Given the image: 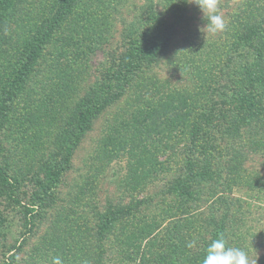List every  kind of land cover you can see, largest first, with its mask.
Instances as JSON below:
<instances>
[{"label": "rangeland", "instance_id": "1", "mask_svg": "<svg viewBox=\"0 0 264 264\" xmlns=\"http://www.w3.org/2000/svg\"><path fill=\"white\" fill-rule=\"evenodd\" d=\"M21 2L15 13L16 21L5 32L8 43L0 48L2 74L10 70L17 52H21L32 33L51 23L60 0ZM175 9L182 12L184 20L175 27L163 53L132 74L119 70L115 60L131 51L134 32L150 28L152 14L171 22ZM219 12L226 28L213 35L204 30L206 20L200 9L188 0H76L44 48L33 74L15 95L9 112L0 117V166L21 186L17 194L20 204L4 201L0 193V210L5 217L0 227V264L9 256L13 264H52L57 256L63 264H98L102 250V264H138L125 262L118 252L121 239L131 230L136 227L155 230L154 234L163 236L181 218L199 214L206 218L213 210L205 205L208 199L204 197L220 192L224 198H236L226 201L231 205L230 208L228 205L229 246L245 250L253 264H264L263 115L252 107L248 126L235 138L232 134L222 135L223 126L216 123L222 111V116L238 115L235 108L231 112L232 104L236 105L232 87L240 85L242 70L253 64L255 57L253 47L246 43L242 60L235 39L239 36L237 32L241 33L246 26L249 30L253 25L261 28L264 0H220ZM106 76L118 84L115 91L120 95L92 120L73 147L52 194L42 199L44 205L28 213V206L41 203L34 198L41 188L40 182L44 183L41 168L54 157V139L72 117L78 101ZM245 78L243 75V89L252 92L253 99L263 105L264 95L260 90L249 89ZM151 80L152 87L148 86ZM157 82L165 91L167 87L183 91L179 97L195 101L199 116L192 120L190 128L195 124L206 133H214L220 164L227 165L233 153H237V158L232 159L240 160L241 167L229 177L238 176L241 186L228 192L226 188L204 184L199 201L192 203L168 193V182L179 174L184 163V151L178 150L176 166L159 173L152 183L143 186L141 181V190L133 192L126 188L133 159L128 146L118 149L130 120L137 112L144 113L151 107L148 105L151 101L145 102L144 86L154 88ZM189 93H192L190 97ZM191 114V118L196 116L195 111ZM186 131L187 128L180 129L175 139L180 143L179 149L191 144ZM165 157L157 155L156 160L163 161ZM141 199L150 204L144 211L147 218L130 222L128 228L118 227L119 231L117 228L99 241L94 232L100 212L109 204L125 206ZM173 204L183 207V212L175 211L167 217L165 211H157L159 205L164 208ZM214 208H219L216 215L221 217L219 201H215ZM25 215L31 218V227L26 228ZM203 227V240H207L205 222ZM137 242L144 248L148 238Z\"/></svg>", "mask_w": 264, "mask_h": 264}, {"label": "trees", "instance_id": "2", "mask_svg": "<svg viewBox=\"0 0 264 264\" xmlns=\"http://www.w3.org/2000/svg\"><path fill=\"white\" fill-rule=\"evenodd\" d=\"M21 1L0 0V48L8 43L5 32L9 28V24L16 21L14 19L15 13L17 7L22 3ZM75 2L76 0H60L56 15L51 23L46 27L36 29L21 52H17L10 70L3 72V74L0 73V117L3 118L7 111L9 112V107L12 105L15 95L33 74L34 67L44 48L71 12ZM152 15L150 17V28L141 30L138 33L134 32V39L131 40L133 42L131 51L115 60L118 69L123 70L126 74H132L135 69H140L144 64H151L158 55L163 53L174 35L175 27L184 20V16L182 12H179V9L174 10L171 22H167L166 19L154 14ZM261 22V28L259 25H253L252 29L249 30L246 26V29H241V33L237 32L239 36L235 40L236 45H240L242 60L244 58L243 45L246 46V43L249 47H253L255 58L253 64L247 66L244 71L242 70L241 83H238L240 85L232 87L236 105L232 104L231 112L235 108L240 117L236 115L233 118L229 114L222 116L223 111L217 116L216 123L219 122L223 126L222 135L225 136L232 134L231 136L235 138V135L243 127L248 126L247 122L251 118L249 113L252 107L258 110V113L262 114V119H264V104L261 105L258 100L253 99L252 92L243 89V75H246L245 79L249 83V89L260 90L264 95V16ZM73 31L76 30L73 29ZM243 36L245 39H243ZM152 81L148 83V86L152 87ZM157 84L158 86L154 88L144 86V95L147 96L145 102L151 101L148 104L151 107L143 111L144 113L142 111L137 112L134 118L130 120L127 125L128 128L126 127L129 130L125 131L123 142L118 149L121 151L128 146L127 151L133 159L129 168L131 173L126 179L128 181L126 182V188L133 192L137 191L138 188L141 190L143 186L157 179L159 173L176 166L178 164L176 159L178 150L184 151V163L178 171L179 174L168 182V193L176 194L178 198H182L185 202L192 203L199 201L204 184L209 183L222 189L226 188L228 192L241 186L238 176L236 178L235 176L229 177L238 173L241 167L240 160L233 162L234 159H232V157L237 158V153H233L227 165L220 164L218 161L221 157L220 154L216 155L218 153V142H215L214 133L211 131L206 133L204 129L196 128L195 124L192 125V129L190 128L189 125H191L192 120H196L199 116L197 114L198 110H196L198 105L194 104L195 101L186 96L179 97V94L183 91L168 87L165 91L161 83L157 82ZM117 87L119 88L118 84H113L112 78L106 76V79L90 88L78 101L72 117L65 122L64 127L54 139V157L41 168L44 183L40 182L41 188L37 190V197L34 198L35 200L39 199L41 203L37 206H31V208L28 206V213H33L35 208L43 206L45 200L42 199H47L52 194L61 172L68 165L73 147L77 145L92 120L120 95V92L115 91ZM191 94L189 93L187 96L190 97ZM157 100L162 101L163 104L158 103ZM257 102L259 103L258 107L256 106ZM222 105L224 104L222 103ZM193 111L196 112V116L191 118ZM252 114H256V112ZM0 127L2 126L0 125ZM184 128L188 129L186 131L187 137L192 140L189 147L179 149L180 143L176 142L175 139L179 136L180 129ZM157 155L166 157L163 161H157ZM231 162L234 164L230 166ZM141 181H144L143 186L140 184ZM20 187V182L11 179L0 166V193L4 196V201L20 204L17 195ZM220 194L222 192L204 197L208 199L204 202L205 205L207 207L210 205L209 208L211 209L209 210H213L206 215V218L200 214L192 218H181L177 220V225L172 226V229L163 236H158L157 233L154 234L155 230L153 232L152 230H140L137 227L136 230L134 228L127 234L126 238H122L120 241L122 246L118 249V252L121 259L127 263L137 261L138 264H202L205 249L213 240L223 237L229 246L227 228L230 211L228 210L229 204L226 201L235 200L236 198H233V196H231L232 198H224ZM215 201H219L222 206L220 210L221 217H217L218 214L216 215L219 208H214ZM149 205L147 200L144 199L135 200L125 206L109 204L105 210L100 212L99 224L94 232L95 235L97 234L99 241H101L117 231L118 227L128 228L130 222L137 219H146L148 214L146 215L144 211ZM159 206L156 207L157 211H165L167 217L175 211L176 213H182V210H184L183 207L175 204L164 208H159ZM4 219L5 217L0 210V227L4 223ZM204 222L206 229H208L207 240H203L202 235ZM24 223L26 228L31 227V218L25 215ZM139 235L141 236L138 238ZM238 235L239 233H237ZM145 238H148V244L141 248V243L137 241L142 242ZM111 240H113L112 237ZM193 241H195V246L188 247V244ZM103 255L102 250V258L99 256L98 264H102ZM13 263L10 256L4 262V264Z\"/></svg>", "mask_w": 264, "mask_h": 264}, {"label": "clouds", "instance_id": "3", "mask_svg": "<svg viewBox=\"0 0 264 264\" xmlns=\"http://www.w3.org/2000/svg\"><path fill=\"white\" fill-rule=\"evenodd\" d=\"M195 4L203 14L206 25L204 30L207 33L216 34L226 28V21L219 12L220 0H188ZM195 241L190 242L188 247H194ZM52 264H63L60 257H54ZM202 264H253L247 252L238 247L227 245L223 237L213 240L205 249Z\"/></svg>", "mask_w": 264, "mask_h": 264}]
</instances>
